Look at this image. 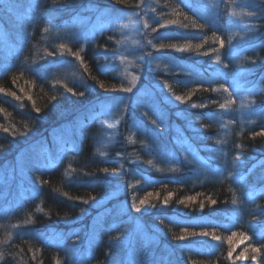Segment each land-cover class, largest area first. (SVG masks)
Here are the masks:
<instances>
[{
	"label": "trees",
	"instance_id": "1",
	"mask_svg": "<svg viewBox=\"0 0 264 264\" xmlns=\"http://www.w3.org/2000/svg\"><path fill=\"white\" fill-rule=\"evenodd\" d=\"M139 1L36 0L33 28L0 72V166L42 135L52 145L49 134L67 122L77 127L78 147L68 148L51 169L36 171L32 198L14 206L2 199L0 181V264H70L67 250L53 241L54 233L91 223L99 211L94 202L107 194L121 168L116 160L128 166L127 190L108 206L127 200L130 208L141 209L137 213L144 221L157 223L171 248L172 264H264V111L256 112L264 108V16L253 23L254 41L244 50L235 46L228 27L214 28L198 11L169 4L183 37L160 43L168 53L198 65L205 77L187 85L179 72L154 75L192 106L202 128L204 142L198 145L206 147L200 151L213 170L190 165L166 174L147 152L129 143L133 107L121 118L116 141L101 148V123L88 108L125 85L116 69L107 68L120 35L109 28L82 45L68 26L89 7L121 10ZM235 1L224 0L223 24ZM237 76L255 85L240 106L229 100L235 95L230 78ZM219 86L224 87L221 95ZM245 105L251 109L247 119ZM78 124L84 125L81 132ZM124 228L119 219L99 237L93 259L105 260L92 264H110L121 255L125 259L122 245H115L126 236ZM32 231L40 235L24 236Z\"/></svg>",
	"mask_w": 264,
	"mask_h": 264
},
{
	"label": "rangeland",
	"instance_id": "2",
	"mask_svg": "<svg viewBox=\"0 0 264 264\" xmlns=\"http://www.w3.org/2000/svg\"><path fill=\"white\" fill-rule=\"evenodd\" d=\"M170 3H179L183 8L198 11L214 28L220 29L223 25L228 27L235 46L244 50L247 44L254 41L253 23L264 16V0H236L230 6L224 24L221 20L224 0H140L132 8L121 10L89 7L85 13L77 14L68 26L76 33L82 45L109 28L119 33V41L116 49L111 52L107 68L116 69L125 85L96 101L88 111L101 123L102 149H107L116 141L119 122L127 109L133 107V118H130L128 131L129 143L138 145L147 152L157 162L159 171L175 174L182 171L184 166L190 165L202 166L203 169L212 171L208 158L200 151L206 147L198 145L204 141L201 140L202 128L196 124L198 119L193 117L195 115L191 110L192 106L187 105L184 98L176 99L178 96L169 90L162 77L154 75L156 72H179L183 74L182 81L187 85L205 77L198 65L168 53L160 43L179 41L178 37H183L180 27L171 16L174 8ZM35 5L36 0H0V72L10 65V58L17 54L18 49L22 48L24 37L30 34L35 23ZM175 49L180 54L184 51V48ZM236 49L229 55L230 59ZM238 77L230 78L229 85L235 95L229 100L240 106L248 102L249 93L255 89V85L252 81L241 83ZM222 89L224 87H217L220 95ZM223 93L226 98L228 94ZM234 109H237L236 106ZM263 109L256 112L264 111ZM243 110L247 119L251 109L245 105ZM142 116L148 121L141 118ZM78 128L81 132L84 125L78 124ZM75 131L77 132V127L74 129L69 122L58 126L49 134L52 145L42 135L13 161L0 166L2 199L14 206L21 199L32 198L35 188L38 187L36 171L51 169L49 167L58 162L68 148L78 147ZM221 150L218 153L225 156L227 152ZM123 152L120 151V154ZM214 155L210 157L215 158L219 154ZM116 162L121 168L114 173L107 194L94 202L93 206L99 211L92 217L91 223L71 232H55L53 241H57L60 247L67 250L70 264H92L91 262L99 259H93L99 237L120 219L126 236L121 243L116 241L115 245H122L125 259L121 260V255L110 264H172L171 248L162 238L161 228L157 223L144 221L135 210L138 207L133 204V208H130L127 200L108 206L110 201L116 200L127 190L125 172L128 166L122 160ZM123 166H126L125 169ZM39 235L32 231L24 236L36 238ZM102 259L105 260L103 257ZM102 259L97 263L100 260L102 263Z\"/></svg>",
	"mask_w": 264,
	"mask_h": 264
},
{
	"label": "snow or ice",
	"instance_id": "3",
	"mask_svg": "<svg viewBox=\"0 0 264 264\" xmlns=\"http://www.w3.org/2000/svg\"><path fill=\"white\" fill-rule=\"evenodd\" d=\"M221 44H223V41H221ZM182 50V49H181ZM125 91H131V89H124ZM69 91H71V89H69ZM176 99H181V97H176ZM224 107V105L222 104L221 105V108H223ZM38 111V110H37ZM104 171L105 172H107L108 171V169H104ZM141 203L143 204V203H145V201H141ZM212 203L213 204H215L216 203V201H212ZM201 207H203V205H201ZM137 212H139L141 209L140 208H136L135 209ZM201 235H204V236H207L208 235V233H201ZM180 239H184V237H180ZM213 239H219L218 237H213ZM253 259H255V257H253Z\"/></svg>",
	"mask_w": 264,
	"mask_h": 264
}]
</instances>
